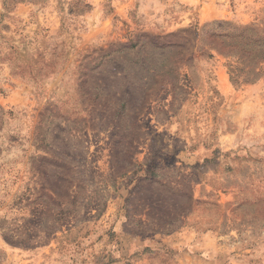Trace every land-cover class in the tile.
<instances>
[{
	"label": "rangeland",
	"instance_id": "rangeland-1",
	"mask_svg": "<svg viewBox=\"0 0 264 264\" xmlns=\"http://www.w3.org/2000/svg\"><path fill=\"white\" fill-rule=\"evenodd\" d=\"M0 264H264V0H0Z\"/></svg>",
	"mask_w": 264,
	"mask_h": 264
}]
</instances>
